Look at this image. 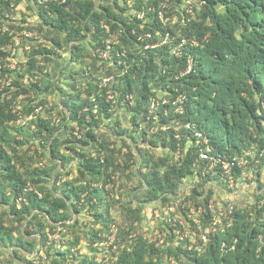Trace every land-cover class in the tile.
Wrapping results in <instances>:
<instances>
[{
    "label": "trees",
    "instance_id": "1",
    "mask_svg": "<svg viewBox=\"0 0 264 264\" xmlns=\"http://www.w3.org/2000/svg\"><path fill=\"white\" fill-rule=\"evenodd\" d=\"M162 1H2L0 25L23 5L11 21L39 37H22L12 54L0 30V77L9 81L0 91V264H264L262 185L251 203L220 201L212 187L225 181L204 174L212 161L199 156H244L248 177L264 168V0H169L165 17L178 21L165 24L150 9ZM166 31L198 44L180 56L168 44L144 48ZM107 38L118 43L104 60L95 50ZM177 122L203 136L184 127L175 137ZM234 171L236 183L247 178ZM25 186L33 190L18 204ZM210 201L223 209L221 225ZM145 204L163 217L147 218ZM58 227L59 240H49Z\"/></svg>",
    "mask_w": 264,
    "mask_h": 264
},
{
    "label": "built area",
    "instance_id": "2",
    "mask_svg": "<svg viewBox=\"0 0 264 264\" xmlns=\"http://www.w3.org/2000/svg\"><path fill=\"white\" fill-rule=\"evenodd\" d=\"M2 1L0 0V15L3 12L2 9ZM47 0H38V3L40 4H45ZM56 1H60V2H65L66 0H56ZM170 6V1L169 0H164L161 2V7L159 8H154L151 7L150 9H152L153 11H156L157 13V17L159 18L160 22H162L163 24H165L167 21H170L171 23H176L178 21V17L177 14L173 13L172 15H169L168 17H165V8H168ZM20 9H24V8H20ZM20 9L19 7H16V12H7L5 13V17L2 18V24L0 25V30L3 32H8L9 35L12 36V41L6 43L7 45H5V51L6 52H10L13 50V48L15 46H18L21 44V38H25L26 40H33L34 42L38 41V33L33 30V29H27V28H20V27H16L18 26L17 22H13L11 21L12 19H19L20 18ZM19 12V13H18ZM144 14L140 13L137 15V17L142 18ZM107 31H109V27L107 25H103ZM118 33H121V30H118ZM111 36L116 37V35L113 33ZM146 36L150 37L149 34H146ZM105 45L103 48H97L95 50L96 55L100 58V59H108L110 58V52L111 50L114 48V45H116L118 43L117 39L114 38L110 39L107 38L104 41ZM163 44H168V45H172L173 46V50L172 53L177 54L178 56L181 55V48L183 47H187V46H195L198 44V41L194 38V37H181L180 39H177L175 35L171 34L169 31H166L164 36L162 37L161 40H158L156 43H147L144 45V48H153L159 45H163ZM29 47V44L26 45V48ZM14 53V51H12V54ZM117 54H119V51H117ZM6 67H10L13 66V64L11 63H6L5 64ZM1 67V65H0ZM191 70V61H188V65L186 66V68L181 69L180 73L178 75H184L185 73L189 72ZM113 75L110 76H104L101 79V83L103 85H107L108 82L110 80H112ZM6 85H9V81L6 80L5 77H0V91H2V87H5ZM11 94H8V97H10ZM109 98L114 101V97L113 94L110 93ZM166 98H163V102H165ZM178 104H177V110L178 111H182V99L178 98L177 100ZM122 104H131L132 103V95L126 94L125 97L121 100ZM159 103L158 99H153L151 101L150 104V110H149V115L148 117H153L155 118V116H153V113L155 112V107L156 105ZM40 110L39 107L35 108L34 111H32L31 113H29L27 116L25 117H19L17 119L18 123H26L28 122V120L34 118L36 116V113H38ZM186 128L191 130L192 133H194L196 136L202 137V133L200 131H197L194 126H192L189 122L183 124V123H176V127L175 130L176 132L174 133V136L177 138H180L178 130H180L181 128ZM79 136V134H78ZM209 149H201L200 150V158L201 159H209L211 160V164L207 167V169L205 168L203 173L205 174L206 171H212L215 175L220 173V177L224 178L225 180H227L229 186H232L234 184V173H235V169H242L244 171V175H247V165L249 162V159L242 156V157H232L230 159H226L224 158V156H222L221 154H218L217 156H213L211 155ZM264 149L262 150V152L259 154L260 156L263 154ZM180 152L179 150L176 153V157H179ZM258 161V160H257ZM206 170V171H205ZM33 189L31 187L25 186L23 189V194H21L18 198H17V203L19 204L20 201L25 200L24 194L28 191H32ZM36 193H38L37 191H35ZM39 194V193H38ZM209 209L215 214V220L219 221V217L221 215V210L219 209L218 211L216 210L215 204L213 201H210L208 204ZM201 210V207L200 209ZM60 232H64V229L61 227H58L56 229V231L54 232H50L48 231V236H49V240H55L58 241L60 236ZM117 234V225L116 224H111L110 226V232L107 234V240L108 243L106 246H108L110 243L112 244V241L115 239V236ZM96 245H98L100 248H104L103 246H105L104 242H97ZM106 248V247H105ZM115 248V246H113V249ZM73 250V249H72ZM108 257H106L107 259ZM68 262H66V264H72V262L70 260H67ZM77 264V262H76Z\"/></svg>",
    "mask_w": 264,
    "mask_h": 264
},
{
    "label": "rangeland",
    "instance_id": "3",
    "mask_svg": "<svg viewBox=\"0 0 264 264\" xmlns=\"http://www.w3.org/2000/svg\"><path fill=\"white\" fill-rule=\"evenodd\" d=\"M36 16L35 14H33L29 20L32 21V19H35ZM16 63V62H15ZM123 111L121 110L120 112H118V115L120 116H124V114L122 113ZM121 121L123 125H127L126 122V118L121 117ZM248 173V172H247ZM247 176V175H245ZM250 176L244 179L245 183L242 184V188L239 187V184H235L233 188H230L228 190L225 189V187H223L222 189L225 190L224 191H219L218 192V188L216 189L215 187H212V189H214V191L216 192V196L218 199H222V200H228V201H236L234 203H241V204H248L251 203L254 200V193L257 190V188H259L262 185V190H264V168L260 174V176ZM258 179V182L257 180ZM193 182V180H192ZM188 183H190V180L188 181ZM240 190L238 192H234L235 190ZM233 203V202H232ZM143 213L147 218H153L154 221H156L157 218L163 217V214L160 215V211L158 208H156V206H154L153 204H145V207L143 209ZM167 211L165 210L164 214H166ZM152 220V222H154ZM86 223H88V225H90L89 221H86ZM188 232V230H187ZM81 250H85V245L84 244H80L79 245ZM30 256H32L33 254H29Z\"/></svg>",
    "mask_w": 264,
    "mask_h": 264
},
{
    "label": "clouds",
    "instance_id": "4",
    "mask_svg": "<svg viewBox=\"0 0 264 264\" xmlns=\"http://www.w3.org/2000/svg\"><path fill=\"white\" fill-rule=\"evenodd\" d=\"M18 7H19V9H20V8H24L23 5H19ZM21 10H25V8H24V9H21ZM18 46H19V45H18ZM25 47H26V46H25ZM233 178H234V177H233ZM223 180L225 181V185H224V186H218V185L216 186V189L219 187V188L217 189L218 192H219L220 190L222 191V188H223V187H225L226 190H228L229 187H230V188H233L235 184H239V187L242 188V184L245 183L244 179L241 178V179H239V181H238L237 183H236V181L234 180V184H233L232 186H229L227 180H225L224 178H223ZM240 190H241V189H240ZM240 190L238 189V190H235L234 192H238V191H240ZM261 191H262V190H260L259 192H261ZM220 201H223V200L221 199ZM224 201H228V200H224ZM214 204H215V203H214ZM215 207H216V204H215ZM219 209L221 210V215H220V217H219V221H216V220H215V217H214L215 212L213 213V217H212V219H213V221H214L215 223H217L218 225H221L223 209H222L221 207H219V208L216 207V210H217V211H218ZM231 210H232V204H229V206H228V211L231 212ZM82 251H83V252H86V249H85V250H82ZM33 255H34V253H33Z\"/></svg>",
    "mask_w": 264,
    "mask_h": 264
},
{
    "label": "crops",
    "instance_id": "5",
    "mask_svg": "<svg viewBox=\"0 0 264 264\" xmlns=\"http://www.w3.org/2000/svg\"><path fill=\"white\" fill-rule=\"evenodd\" d=\"M218 188H219V187H218ZM222 191H224V192H225V190H223V189H222Z\"/></svg>",
    "mask_w": 264,
    "mask_h": 264
},
{
    "label": "water",
    "instance_id": "6",
    "mask_svg": "<svg viewBox=\"0 0 264 264\" xmlns=\"http://www.w3.org/2000/svg\"><path fill=\"white\" fill-rule=\"evenodd\" d=\"M38 248H39V246H38ZM38 248H37V250H38ZM37 250H36V251H37ZM34 254H35V253H34Z\"/></svg>",
    "mask_w": 264,
    "mask_h": 264
}]
</instances>
